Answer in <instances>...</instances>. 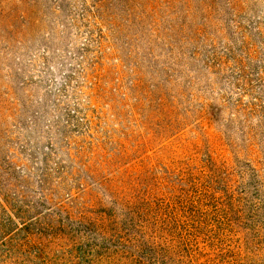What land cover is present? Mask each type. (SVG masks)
Here are the masks:
<instances>
[{"label": "rangeland", "instance_id": "rangeland-1", "mask_svg": "<svg viewBox=\"0 0 264 264\" xmlns=\"http://www.w3.org/2000/svg\"><path fill=\"white\" fill-rule=\"evenodd\" d=\"M178 167L196 260L264 264V0H0V264H117L68 218Z\"/></svg>", "mask_w": 264, "mask_h": 264}, {"label": "trees", "instance_id": "trees-1", "mask_svg": "<svg viewBox=\"0 0 264 264\" xmlns=\"http://www.w3.org/2000/svg\"><path fill=\"white\" fill-rule=\"evenodd\" d=\"M172 171L178 176L177 181L186 185L177 195L139 198L121 204L117 212L101 211L96 220L82 222L68 218L69 222L78 225L68 224L67 229L83 230L93 235L90 237L99 236L103 241L110 239L117 264H207L198 262L192 249L196 245L193 238L195 219L198 229L207 228V218L195 217V213L203 214L198 212L199 205L206 204L209 190H197L189 167L173 168Z\"/></svg>", "mask_w": 264, "mask_h": 264}]
</instances>
